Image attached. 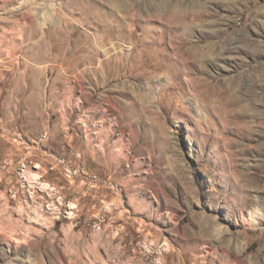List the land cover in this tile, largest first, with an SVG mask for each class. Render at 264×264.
I'll list each match as a JSON object with an SVG mask.
<instances>
[{"label": "rangeland", "instance_id": "374dc122", "mask_svg": "<svg viewBox=\"0 0 264 264\" xmlns=\"http://www.w3.org/2000/svg\"><path fill=\"white\" fill-rule=\"evenodd\" d=\"M0 264H264V0H0Z\"/></svg>", "mask_w": 264, "mask_h": 264}, {"label": "bare ground", "instance_id": "6f19581e", "mask_svg": "<svg viewBox=\"0 0 264 264\" xmlns=\"http://www.w3.org/2000/svg\"><path fill=\"white\" fill-rule=\"evenodd\" d=\"M167 22L168 24L167 27L165 26V28L170 36L169 44L171 46L172 53L175 56V58L171 60L172 63H170L172 64L173 69L177 71L189 72V68L187 66L188 63H191L203 69L205 65H207V63L214 61V48L211 45L202 46L199 43H195L191 48H189L188 50L186 49L188 44L185 38L186 30L188 29L187 19H182V23L180 24L178 22V25H175L174 20L172 19H167ZM185 24L186 26L183 27ZM178 30H181L180 34H177ZM177 38H179V40H177ZM195 79H192V83ZM205 231L207 233L208 229Z\"/></svg>", "mask_w": 264, "mask_h": 264}]
</instances>
